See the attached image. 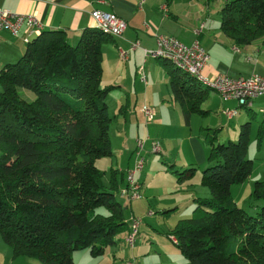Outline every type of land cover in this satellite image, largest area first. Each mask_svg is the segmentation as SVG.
I'll return each instance as SVG.
<instances>
[{"label": "trees", "instance_id": "trees-1", "mask_svg": "<svg viewBox=\"0 0 264 264\" xmlns=\"http://www.w3.org/2000/svg\"><path fill=\"white\" fill-rule=\"evenodd\" d=\"M218 14L220 31L236 45L264 46V0H224ZM112 37L87 26L71 44L62 29H42L0 70V234L13 256L73 264L74 251L102 255L128 225L115 196L116 170L104 183L96 166L112 154L105 102L112 86L100 84L101 46ZM174 67L170 88L185 122L192 113L205 115L209 88ZM26 91L31 100L22 96ZM249 128L244 121L237 140L222 143L215 142L218 129L206 128L208 165L200 184L211 196L194 198L192 216L169 233L190 264H264V180L253 183L251 201L259 202L253 213L230 192L252 170ZM262 141L264 120L258 148ZM194 172L192 164L172 171L177 181Z\"/></svg>", "mask_w": 264, "mask_h": 264}, {"label": "crops", "instance_id": "crops-1", "mask_svg": "<svg viewBox=\"0 0 264 264\" xmlns=\"http://www.w3.org/2000/svg\"><path fill=\"white\" fill-rule=\"evenodd\" d=\"M223 1L0 0V8L20 13H34L42 23V29H62L65 31L67 40L71 43L77 39L84 27L94 25L90 16V12L93 9L113 12L126 21V27L121 36L112 37L104 41L101 46L103 68L101 82H103V86H112L110 89L112 94L111 101L113 110L115 111L112 119L116 123L113 134H111L109 129L112 154L96 160V166L101 171H104L103 176L108 174L105 180L102 177L105 183H108L109 171L111 169L116 170V193L126 198L121 191L126 187V170L134 162L135 140L137 138L144 140L143 149L146 148L145 152H148V149H150L151 133H148V122L153 121L154 127L157 125L152 132L153 137L155 136L153 140L161 141L158 140L161 138L164 141L163 151L165 153L170 152L165 142L168 138V133L164 134L165 130H167L164 125L168 127L171 120L177 127L181 125V119H179L181 117H179L177 109L172 105L176 103L180 114H182L178 103L174 101L171 93L170 80L172 72L171 70L168 71V67L165 65L170 62L166 59L164 60V58L144 56L143 54L144 49H154L156 47L157 34L173 36L187 45L194 39H198L209 56L203 68V74L206 77H212L216 74L237 76L256 73L264 75V46L259 42L252 45L251 43L254 41L245 45H236L231 38L220 31L218 13ZM23 34V29L17 37L7 31H0V70L5 64L16 61L22 55L26 45L21 40V35ZM133 41H137L138 46L131 49L130 43ZM119 48L127 52L126 60L119 58ZM140 69L145 75L144 81L140 78ZM209 90L201 104V107L207 111L206 114L215 111L227 120H231L235 116V122L240 121V124L243 123L241 122L242 120L249 121V140L252 119L255 118L256 112L261 115L260 119L256 121L253 141L255 148L257 150L262 149V153L258 152L255 154L258 160H252V170L249 176L243 182L230 187L233 200L237 205L247 210V206L250 204L248 201H251L250 193L253 183L256 180H264V141L260 143L259 148L256 142L258 125L264 120V114L260 111V108L264 106V97L255 99L251 107H240L235 99L223 100L217 92L209 93ZM143 105L150 106L154 110V116L149 121L145 119L141 110ZM225 108L235 109V114L228 118L222 112ZM240 108H244L245 115H239ZM193 114L195 113H192L186 122L184 120L186 125L189 126V132L181 137V140L183 138L189 141L193 139L190 129V124L192 125L193 121H196L192 117ZM204 134L206 138V132ZM171 137H175V135L173 134ZM194 146L196 148L193 147L192 143L191 157L189 159L193 160L181 161L179 168L189 164L196 166V164L202 165L205 162L207 163V146H204V143H200L198 140ZM255 156H250V158L254 159ZM177 161V159L173 160V164L177 165ZM256 161L258 162L257 164H255ZM143 170L137 173L135 178L141 184L140 193L146 195L148 194V188L144 190V179H148V175L142 178ZM195 187L193 188V184L181 183L180 185H176L173 183L170 188L173 189L172 193L175 189L176 191H180L182 195L175 197L170 192H167L166 188H163V197L166 193L167 197L160 199L162 194H157L158 199L154 200L152 204H150L148 197L147 203L142 200V194L140 198L135 200L128 201L126 198L127 204L125 206L119 202L124 209L128 208V218L141 213L146 218H151L148 216L156 214L157 211L158 214L166 216L170 211L176 209L182 201L189 205H195L194 198L207 197L206 195L209 194L203 187H198L197 183ZM150 195L149 193V197ZM152 197L155 198V196ZM258 204L259 202L255 203V205ZM150 205H153L154 212L150 209ZM149 210L152 211L150 215L147 214ZM253 210L255 211L254 207ZM141 220L143 221L142 218ZM125 230L127 234L129 230L128 225L125 227ZM169 233L170 231L168 232V236L170 235ZM169 237L171 238L172 235ZM105 251L103 254H105ZM103 254L94 257L90 254L89 249L76 250L72 254L73 264H99L97 261H100ZM96 258H98L97 261ZM180 261L182 264H186L182 259Z\"/></svg>", "mask_w": 264, "mask_h": 264}, {"label": "rangeland", "instance_id": "rangeland-1", "mask_svg": "<svg viewBox=\"0 0 264 264\" xmlns=\"http://www.w3.org/2000/svg\"><path fill=\"white\" fill-rule=\"evenodd\" d=\"M78 38V37H77ZM77 39L71 43L75 44ZM260 41H254L251 43L252 45L258 44ZM161 63V62H159ZM162 64V63H161ZM168 67L169 70H173L175 67L172 64H165ZM179 74H182L179 72ZM101 86H103V82L100 83ZM214 90L210 89L209 93H213ZM111 95V96H110ZM22 96L26 98V100H31L33 98V93L26 91L22 92ZM111 91L105 98V102L108 106V112L111 118L114 117V110L112 107V101H111ZM175 109L178 111L179 119H181V125L180 127H177L174 125L175 123L171 120L169 121V128L167 125H164L167 130H165L164 134H167V139L165 142L168 145L169 152L165 153L163 151V142L162 139H158L161 141H157L159 144V147L161 150L159 152H153L151 149H148V152H145L146 148L143 149L142 155L145 157V163H144V170L142 172V178L143 176L148 175V179H144V190L148 188V194L143 195L142 194V200L146 201L147 203V197L152 204L154 200L158 199L157 194H162L160 199H165L167 196L166 194L163 197V188H166L167 192H170L175 197L181 196L182 193L180 191H176L174 189V192L172 193L173 189H170L172 184L175 183L176 185H180L181 183L185 184H193V188H196V183L198 187H203V189H206L209 193L206 195L207 197H210L209 189L205 186H201L200 184V175L202 169L208 165V163L204 164H196L195 166V172L194 174L182 181H177L176 176L172 171L179 168L180 162L189 160L191 157V144H194L198 141L200 143H204V146L206 145L208 148V138H205L204 132H206V128L211 129H219L217 130V137L215 142H227L230 141H236L238 137V127L240 124V121L235 122V116L231 120H227L224 116H221L219 113L212 111L209 112L206 115H198L193 114L192 117L196 119L194 120L192 125L190 124V129L193 135L192 140H188L186 138H183L181 140V137L186 135L189 132V126L186 125L184 122V118L182 114H180L178 110L177 104H172ZM176 111V110H175ZM245 115L244 108L239 109V115ZM181 115V116H180ZM261 115L256 112L255 118L252 119L251 124V133H250V140L249 145L246 152V157L250 158V156H255L256 153L260 152L261 150H257L254 145L253 136L255 134L254 129L256 126V121L260 119ZM243 119V118H242ZM241 119V120H242ZM245 120H242L241 122H244ZM141 122V121H140ZM115 121L112 119L111 125L109 127L111 134L114 133V127H115ZM148 133H151V140L154 139L152 132L154 131V122L149 121L148 122ZM163 129V127H162ZM167 131V132H166ZM175 135V137H171V135ZM150 140V142H151ZM156 141V140H155ZM179 141V142H178ZM160 142V143H159ZM263 146V144H262ZM261 146V148H262ZM207 158V155H206ZM177 159V165L174 167H170V165L173 163V160ZM251 160H258V158L255 156L254 159L250 158ZM258 162L256 161L255 164ZM254 164V165H255ZM141 170V171H142ZM140 171V172H141ZM139 173V172H138ZM108 174L103 176V179L105 180L107 178ZM150 177V181H149ZM137 180V179H136ZM104 182V181H103ZM105 183V182H104ZM169 188V189H168ZM178 190V189H177ZM149 193L151 194L149 197ZM118 201L122 203L123 206L127 204V199L123 198L119 193L115 194ZM152 196H155L153 198ZM203 196V195H202ZM126 199V200H125ZM135 200V199H130ZM129 201V199H128ZM140 201V200H136ZM249 203H252V206H247V211L249 213H253V207L256 202H252L249 200ZM153 206V205H152ZM150 205V209L154 212V209ZM194 205H189L188 203H185L182 201L179 206L170 211L168 215L163 216L161 214H158V211L156 214H152L151 218H146L144 215H134L135 217H141L143 219L138 234L135 239V243L133 245V248L126 246L124 243V239L126 237V230L125 228L121 231H119L115 235V244L109 245L106 247L105 254H103V257L100 258V261H97L98 258H96V261L99 262V264H125L126 261L130 260L133 262V264H182L180 261H185L184 263L189 264L188 260L184 258L182 254L178 251V248L172 243L171 238L168 236V232L171 231L172 227L176 224V222L179 220H186L192 216V210ZM128 208L124 209V218L128 222V228H130V218H128ZM96 257V256H94ZM129 257V258H128ZM180 259V260H179ZM0 264H44L41 261H39L36 258L25 256V255H17L13 256L11 248L3 241L1 234H0ZM86 264V263H84Z\"/></svg>", "mask_w": 264, "mask_h": 264}, {"label": "built area", "instance_id": "built-area-1", "mask_svg": "<svg viewBox=\"0 0 264 264\" xmlns=\"http://www.w3.org/2000/svg\"><path fill=\"white\" fill-rule=\"evenodd\" d=\"M90 16L96 27L113 37L121 36L126 27V21L113 12L93 9L90 12ZM42 28V23L34 13H20L0 8V31H7L17 37L23 29L24 34L21 35L23 43H27ZM137 46V41L130 43L131 49ZM234 49L237 50L236 47ZM143 54L144 56L161 57L169 60L174 66L193 76L209 89L217 92L223 100L235 99L240 107H251L255 99L264 97V75L256 73L237 76L216 74L212 77H206L203 74V68L209 56L198 39H194L187 45L173 36L157 34L156 47L154 49H144ZM118 55L121 60L127 59V52L121 48H119ZM139 74L141 80L144 81L145 75L141 69ZM141 110L147 121L153 118L154 110L152 107L143 105ZM235 111V109L225 108L222 112L230 118L235 114ZM260 111L264 114V106L260 108ZM135 143L134 162L126 170V187L121 191L129 200L141 197V184L135 177L143 169L145 163V157L142 155L144 140L137 138ZM150 149L153 152H159L160 147L158 142L155 140L151 141ZM147 214H152V211H147ZM141 222L140 217L132 216L130 218V228L124 239L126 246L133 247ZM125 264H133V262L128 260Z\"/></svg>", "mask_w": 264, "mask_h": 264}]
</instances>
